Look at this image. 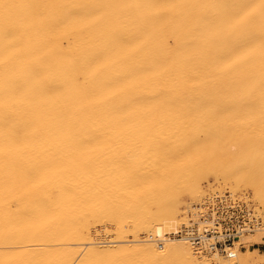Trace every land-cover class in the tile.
<instances>
[{"label": "bare ground", "instance_id": "obj_1", "mask_svg": "<svg viewBox=\"0 0 264 264\" xmlns=\"http://www.w3.org/2000/svg\"><path fill=\"white\" fill-rule=\"evenodd\" d=\"M208 177L264 212V0H0V264H264L172 238Z\"/></svg>", "mask_w": 264, "mask_h": 264}, {"label": "built area", "instance_id": "obj_2", "mask_svg": "<svg viewBox=\"0 0 264 264\" xmlns=\"http://www.w3.org/2000/svg\"><path fill=\"white\" fill-rule=\"evenodd\" d=\"M262 226L261 215L244 201L230 195H212L188 210L172 238L187 243L198 254L211 253L229 259L235 255L234 245L244 250L243 238L260 232ZM163 242L156 244L162 246Z\"/></svg>", "mask_w": 264, "mask_h": 264}, {"label": "rangeland", "instance_id": "obj_3", "mask_svg": "<svg viewBox=\"0 0 264 264\" xmlns=\"http://www.w3.org/2000/svg\"><path fill=\"white\" fill-rule=\"evenodd\" d=\"M188 120V122H190L191 120H192V117H189V119H187ZM232 134L233 133H229L228 134V136L229 137H235V135L234 136H232ZM240 135V133H236V135ZM237 135V136H238ZM250 135H244V136H242V137H247V139H249L248 137H249ZM260 137H261V134L259 135ZM187 138L188 139H191L192 137L190 136H187ZM198 146L197 145H195V146H193V147H189V149L184 153V155L182 156L183 157V160H182V163H203V162H197V161H200L199 160V158L200 159H207V161L205 162L204 161V163H212V161H213V163L215 162V163H227V157H225V159L223 160H221L220 161V159L219 158H221L220 157V155H222V154H219L218 155V153L215 155L216 156V158L215 157H213V158H215L214 160L213 159H208L207 158V156H205V155H203V154H201V153H199V150H198V148H197ZM200 148V147H199ZM261 152V151H260ZM187 156V157H186ZM218 156H219V158H218ZM197 157V158H196ZM235 158H236V156H235ZM198 159V160H197ZM217 160H219L220 162H218ZM228 160H229V158H228ZM232 160V159H231ZM202 161V160H201ZM233 161V160H232ZM232 161H228V163H232ZM258 162H260L261 163V159H260V161H258ZM258 162H256V163H258ZM234 163V162H233ZM248 163H251V161L249 160V162ZM183 165H185V164H182V165H180V166H183ZM154 170H156V169H154ZM157 170H158V167H157ZM142 172H144V171H142ZM150 176H153V175H150ZM216 185V186H215ZM201 186H202V194H204L203 196H202V198H203V200H201L202 202L205 200V198L206 197H208L209 195L211 196V195H221V196H224V195H230V193L227 191V190H224V189H222V188H220L219 186H218V184L216 183V181H214V179L212 178V177H208L207 178V180H205V182H202V184H201ZM243 193L244 194H248V192H244V191H239V192H236L233 196H231V197H233V198H237V199H239V200H241V201H244L246 204H248V206L249 207H251L253 210H255L257 213H259L260 215H261V219H262V223H263V226H262V228H264V212H261V210H262V207H260L259 208V206L258 205H256L255 203H253L252 201H251V199H246V200H244L243 199V197H242V195H243ZM206 195V196H205ZM208 195V196H207ZM209 196V197H210ZM208 197V198H209ZM249 197V196H248ZM184 198V199H183ZM207 199V198H206ZM181 201L182 202H184L185 203V205H183L182 206V214H181V216H180V224L184 221V219H185V215H186V213L188 212V210H191V209H193L194 207H195V205H193V204H191V202L188 200V198H187V196H185V197H182L181 198ZM201 201L200 202H198V203H201ZM248 201V202H247ZM198 203H195V204H198ZM190 206V207H189ZM258 208V209H257ZM184 217V218H183ZM180 224H179V226H180ZM178 226V227H179ZM261 228V231L260 232H258V233H256L255 235H253V236H255L254 238L256 239V241L253 239V240H251V239H248L249 240V242H250V244L251 245H253V244H256V245H254L253 247H250L249 248V250H253V249H255V250H258V254H260L261 255V253H263L264 252V248L263 247H261V243H262V239H264V229H262ZM173 231H175V229L173 230ZM173 231H171L170 233H172ZM141 235H143V234H141ZM256 242V243H255ZM242 251H244V250H242Z\"/></svg>", "mask_w": 264, "mask_h": 264}, {"label": "crops", "instance_id": "obj_4", "mask_svg": "<svg viewBox=\"0 0 264 264\" xmlns=\"http://www.w3.org/2000/svg\"><path fill=\"white\" fill-rule=\"evenodd\" d=\"M261 247L264 248V239H262Z\"/></svg>", "mask_w": 264, "mask_h": 264}]
</instances>
